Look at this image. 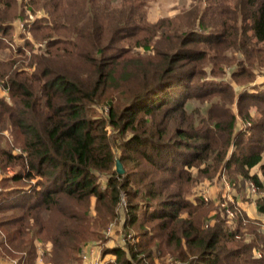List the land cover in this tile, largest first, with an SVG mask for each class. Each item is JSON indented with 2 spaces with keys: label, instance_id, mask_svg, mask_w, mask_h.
Returning <instances> with one entry per match:
<instances>
[{
  "label": "trees",
  "instance_id": "1",
  "mask_svg": "<svg viewBox=\"0 0 264 264\" xmlns=\"http://www.w3.org/2000/svg\"><path fill=\"white\" fill-rule=\"evenodd\" d=\"M153 1L26 0L22 9L42 16L25 31L45 46L35 50L24 33L9 52L21 57L0 59L9 98H0V171L13 169L0 180L6 263L35 264L37 242H48L49 264H72L121 206L123 227L138 233L129 259L113 250L120 264H150L153 255L264 264L258 221L238 212L228 225L219 203L187 197L195 181L225 176L238 191L255 188L264 218V81L237 83L246 71L224 79L228 52L248 64L264 55V0H207L189 21L151 23ZM22 4L0 0L1 50L10 51V23ZM113 144L148 170L117 174Z\"/></svg>",
  "mask_w": 264,
  "mask_h": 264
},
{
  "label": "rangeland",
  "instance_id": "2",
  "mask_svg": "<svg viewBox=\"0 0 264 264\" xmlns=\"http://www.w3.org/2000/svg\"><path fill=\"white\" fill-rule=\"evenodd\" d=\"M26 0H23L22 7L20 5L15 8V12H13V15L15 14L18 18H12V22L10 23L12 25V32H13V44H10V51L9 50H1L0 49V59H19L21 56L13 57L10 55L9 52H15L17 47L22 44V36L24 33H26V25L27 23L34 21L36 18H41L42 11H37L34 14H32L28 9H22L23 7H26ZM207 5V0H154L151 8L149 9V20L151 23H155L156 21L164 18H175L182 20L184 17L186 19H190L191 13L196 8H201L203 6ZM8 18H11L8 17ZM7 18L6 21H10ZM185 19V20H186ZM5 21V23H7ZM21 25H23L21 27ZM20 29V30H19ZM26 39L33 43V48L37 51H41L44 46L45 42H40L39 40H36L33 35L25 34ZM21 36V38H20ZM19 44V45H17ZM140 55H143L142 49L136 50ZM264 54V53H263ZM258 58L257 60L253 62H249L250 64L246 63L244 57L240 54V52L236 53H227L225 55L226 62L228 63V66H225L224 68V79H227L228 81H232V78L230 75L233 73H236V75H240L242 71H246L247 73H250V76L241 74L239 78L236 79V82L243 85L244 83H247L251 80V83H261L264 81V58L260 54H257ZM206 71L208 72L211 70V67L207 66L205 67ZM29 70V68L27 69ZM214 70H218L215 68ZM216 72V71H215ZM234 83V82H232ZM6 92L0 88V98H3L5 101L9 102V98L7 96ZM6 103V102H5ZM195 107H199V103L192 102ZM105 111H107L106 108H104ZM104 110H100L97 117H102V119H106V113ZM253 114L255 113V109L251 108L250 110ZM238 123L241 126H245V122L241 119L238 120ZM109 130V127L107 128ZM110 133V132H109ZM10 136V134L8 133ZM115 132L110 134L111 141H115ZM9 136L7 138H9ZM19 150V149H18ZM18 150H16L18 152ZM113 153L115 155V162L119 161L122 169L127 173L132 175L133 173H141L144 169H147L143 166H137L141 160H135L131 161L125 160L124 157L127 156V152L123 150V148L120 146V144H113L112 146ZM123 160V161H122ZM116 164H114V169H116ZM138 168H134V167ZM17 168V167H16ZM148 170V169H147ZM193 172V171H192ZM258 172V170H257ZM13 174V169H6L4 171H0V180L4 178H8ZM194 175V173H193ZM103 183H101V190L103 189ZM2 187V182L0 181V188ZM252 191L251 187H246L245 189L238 191V189H235L232 187V185L228 182L225 176H222L220 178L214 177L212 180L209 181H195L190 186L189 195H187L188 199L191 201H194L195 198H202V196H205L207 198L206 202L213 201L215 204L219 203L221 209L229 208L228 206L230 204L233 205V209L229 208L232 212V216L228 217L225 215L226 220L228 221V225H234V219L236 218V215L238 212L244 213V215L250 219V220H256L260 224V229L264 235V218L260 215H258L255 211V205L254 200L256 198V194ZM123 201L126 200L125 195L122 197ZM203 201H205L203 199ZM244 206H247L244 208ZM96 208V199L94 197H91L89 199V207H88V214L91 217H94L96 215L95 212ZM77 211V210H75ZM117 216L116 218L109 221V224L107 226H104L103 228L97 229L96 232L93 234V236L89 237L87 242L81 244L82 251L83 248H93L92 250L95 252L94 256L98 259H103L106 262L102 264H120V259L114 254V249H120L121 251H124L125 256L124 259H129V256L127 255V249L130 245H132L135 242V237L138 233V229L136 227L133 228H124L123 225L124 222V216L125 211L120 206V208L117 209ZM127 225V223H126ZM36 263L35 264H49L47 262L46 257L43 258V253H48L52 249L51 243H43V242H37L36 244ZM79 251V252H80ZM79 252L74 258L72 264H83L81 260L79 259ZM6 259L0 258V264H13V263H6ZM150 262V264H182L180 261L175 260L174 258L168 256V255H160L156 256L153 255V258L148 259L147 263ZM131 264H136L134 262H130Z\"/></svg>",
  "mask_w": 264,
  "mask_h": 264
},
{
  "label": "built area",
  "instance_id": "3",
  "mask_svg": "<svg viewBox=\"0 0 264 264\" xmlns=\"http://www.w3.org/2000/svg\"><path fill=\"white\" fill-rule=\"evenodd\" d=\"M22 26L23 25H21V27ZM249 187H251L252 191L256 193L255 188L252 185H250ZM202 198L205 201L207 200V198L205 196H202ZM224 212H225L226 216H228V217L232 216V212L229 208L224 209ZM92 249L91 248H83L82 251L79 252L78 256H79V259L81 260V262L83 264H102V262L105 263L106 262L105 260L98 259L94 256L95 252ZM257 257H260L259 253L257 254ZM13 264H16V263L13 262Z\"/></svg>",
  "mask_w": 264,
  "mask_h": 264
},
{
  "label": "water",
  "instance_id": "4",
  "mask_svg": "<svg viewBox=\"0 0 264 264\" xmlns=\"http://www.w3.org/2000/svg\"><path fill=\"white\" fill-rule=\"evenodd\" d=\"M116 172L119 175L123 173V169L119 161H116Z\"/></svg>",
  "mask_w": 264,
  "mask_h": 264
},
{
  "label": "crops",
  "instance_id": "5",
  "mask_svg": "<svg viewBox=\"0 0 264 264\" xmlns=\"http://www.w3.org/2000/svg\"><path fill=\"white\" fill-rule=\"evenodd\" d=\"M165 1V0H164ZM247 206H244V208H246ZM255 211H256V209H255ZM257 213V212H256Z\"/></svg>",
  "mask_w": 264,
  "mask_h": 264
},
{
  "label": "bare ground",
  "instance_id": "6",
  "mask_svg": "<svg viewBox=\"0 0 264 264\" xmlns=\"http://www.w3.org/2000/svg\"><path fill=\"white\" fill-rule=\"evenodd\" d=\"M192 89V88H191ZM192 91V90H191ZM263 102H264V100H263Z\"/></svg>",
  "mask_w": 264,
  "mask_h": 264
}]
</instances>
